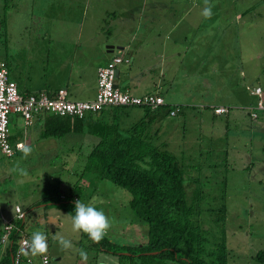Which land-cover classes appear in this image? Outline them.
Returning a JSON list of instances; mask_svg holds the SVG:
<instances>
[{
	"label": "crops",
	"instance_id": "0c3cea01",
	"mask_svg": "<svg viewBox=\"0 0 264 264\" xmlns=\"http://www.w3.org/2000/svg\"><path fill=\"white\" fill-rule=\"evenodd\" d=\"M13 1L17 2L12 9L8 7L4 10L1 6L4 13L2 34L6 48L0 61L6 63L9 78L16 82L19 92L27 94L45 89L49 93H55L59 89H65L71 99L93 98L97 68L114 57H121L122 61L116 66L115 78V85L119 89L135 95L158 92L165 104L180 105V113L187 111L190 115L186 118L190 119L198 120L196 113H193L197 111L195 108H208L212 118L224 116L228 124L238 127L239 133H234L231 139L233 145L244 144L250 150L247 146L258 142L261 150H264V109L258 110L257 118L251 117L249 109L257 100H261L264 106V0L257 7L248 3L240 9H234V16L230 17L231 23L223 29L215 26L210 32L204 30L199 33L198 25L202 29L205 25L203 19L199 21L200 17L197 16H182L176 20L173 16H154L141 19L143 23L128 17L118 18L119 22H114L115 27L110 23V30L105 32L108 33L106 37L98 31L97 21L86 23L84 20H75L69 7L76 0ZM184 2L187 5L182 7L186 15L190 14L189 9L192 7H205L204 1L199 6L191 4L192 1L188 6L189 0ZM168 8L172 9V4ZM154 24L159 27L150 36L136 33L137 28L140 30L142 26L149 27V32L153 31ZM194 26L197 28L196 34L188 33V28L193 29ZM11 32L13 34L10 37ZM117 49L120 52H116ZM145 52L151 56L149 63L140 59ZM257 87L261 90L260 96L253 93ZM216 107H225L228 113L216 114L213 110ZM131 108L134 107L117 110L108 107L101 113L88 114L83 132L72 131L61 137L43 136L47 116L37 117L27 125L24 123L23 129V122L12 113L9 119L11 123L14 122L17 132L11 134V140L22 139L24 147L33 145L42 152L55 153L59 148L68 150L73 145L76 146L81 139L89 143V152L98 141L97 132L106 126L105 122H116L119 129H123L133 124L131 119L142 115ZM197 112L200 121L207 117L205 112ZM152 113L148 127L150 138L165 149L168 145L173 147V143L179 140L172 138L173 134H168L171 132L165 130L166 118L171 116L161 109ZM221 122L223 121L216 119L215 123L220 125ZM48 138L51 143L46 145L45 140ZM46 147L50 150H46ZM82 160L85 161V158ZM252 165L248 162L244 166ZM61 197L65 198L64 195ZM52 201L33 202L30 207L34 212L33 218L29 219L27 225L22 219L24 225L34 228L49 224L60 230L64 223L61 220L64 211L51 204ZM17 205L19 204L15 208ZM15 208L13 216L7 218L14 219ZM4 211L0 208V217ZM3 225L0 227V237ZM51 232L53 238L55 231ZM135 235H138V231ZM48 241L46 255L51 256L55 264H66L63 259L66 250L52 241L56 245L54 247L49 239ZM129 243L140 245L137 241ZM97 248L99 254L105 253ZM5 250L6 245L0 242V257ZM28 256L32 261H37L40 255ZM111 257L114 260L112 264H119L116 255ZM103 261L104 264H110ZM70 262L85 264L77 256ZM27 263L32 264H25Z\"/></svg>",
	"mask_w": 264,
	"mask_h": 264
},
{
	"label": "rangeland",
	"instance_id": "374dc122",
	"mask_svg": "<svg viewBox=\"0 0 264 264\" xmlns=\"http://www.w3.org/2000/svg\"><path fill=\"white\" fill-rule=\"evenodd\" d=\"M202 1L204 0H189L188 6L192 3H195V6L202 5ZM233 1L209 0V6L213 11L210 19L201 15L203 8L192 7L189 9L190 14L186 15L182 7L187 5L184 0H76L75 3L70 4L69 8L77 21L84 20L86 23L97 21L98 31L104 37L108 35L105 32L110 30V23L115 27L114 22H119L118 18L128 17L143 23L144 19L154 16H173L175 20L182 16L187 18L197 16L200 17L199 21L203 19L205 25L203 29L198 25V32L201 33L204 30L210 32L215 26L223 29L231 23L230 17L234 16L232 13L234 9H240L248 3H253L257 7L263 0ZM15 2L17 1L0 0V57L5 53L6 48L2 34L4 26V21L2 25L4 19L2 7L4 10L8 7L12 9ZM170 4L172 9L168 8ZM157 27L159 25L154 24L153 31L150 30V32L149 27L142 26L140 30L138 27L136 33L145 37L147 34L150 36ZM187 31L194 35L197 28L194 26ZM12 34L13 32L10 33V37ZM116 52L120 50L117 49ZM140 59L149 63L151 56L145 52ZM131 109L142 113L139 117L131 119L132 124L140 117L142 118L144 113L140 107ZM195 110L205 112L207 117L200 121L199 113L195 111L193 113H196L198 120L186 118L190 115L186 111L175 117L166 118L165 123V130L171 132L168 134H173L172 138L180 141V143L174 142L173 147L168 145L166 149L175 155L185 172L184 184L187 198L189 201L194 199L193 220L205 231L207 247H212L221 239L225 242L228 264H260L254 255L256 251L264 249V150H261L258 142L248 145L247 148L250 150H247L244 144L233 145L232 136L234 133H239L235 124H228L224 116L212 118L208 108L197 107ZM15 116L21 123L23 122L24 129V120L17 114ZM216 119L223 122L216 125ZM9 130L12 135L17 132L14 122L10 121ZM45 141L46 145L51 143L50 138ZM78 141L76 146L73 145L74 149L59 148L55 153L42 152L33 145L27 146L31 152L26 157L23 150L12 157H6L0 152V208L5 210L1 212V215L6 218L12 217L15 205L18 203L26 212L23 220L27 225L34 215L30 209L33 202L45 203L47 200H54L51 204L64 211L61 219L64 223L60 230H56L49 224H46V227L27 228L23 223L21 231L30 238L34 230H40L45 233L50 243L53 241L58 244L52 238L51 231L59 232L69 239L73 248L66 250V256L63 258L66 264H70V260H74L75 256L81 259L79 255L81 249L88 254V264H104L103 260L112 264L114 262L111 259V256H114L112 253L99 254L92 240L85 237L83 233L82 235L72 231L69 209L59 202V199L64 200L61 196L64 195L66 199L71 200L76 193L77 200L86 204L93 202L95 197L94 206L102 210L110 220V228L105 237L118 244L136 241L140 244L144 243L147 225L139 222L135 216L129 203L132 195L127 189L113 184L109 179L89 178L91 172L82 169L85 166L82 158L86 157L90 145L85 140ZM151 142L156 145L153 139ZM46 150L50 148L46 147ZM248 162L253 165L244 166ZM14 169L17 170L14 171ZM18 169L26 170L27 175L22 176ZM196 189L198 193H194ZM222 204L225 205L223 217L220 221H216L215 214L212 213ZM1 217L0 227L3 225ZM55 243H52L54 247ZM49 258L51 263L55 264L52 257L49 256ZM25 263L23 259L19 262V264Z\"/></svg>",
	"mask_w": 264,
	"mask_h": 264
},
{
	"label": "trees",
	"instance_id": "16d2710c",
	"mask_svg": "<svg viewBox=\"0 0 264 264\" xmlns=\"http://www.w3.org/2000/svg\"><path fill=\"white\" fill-rule=\"evenodd\" d=\"M168 108L166 104L157 110L168 114ZM142 109L145 115L129 127L119 129L116 122H107L97 132L98 141L87 153L83 170L91 172L89 178L109 179L131 193L130 207L138 221L147 225L146 240L141 246L121 245L105 236L99 243L92 242L116 255L119 264H228L227 248L222 239L212 247L206 246V233L193 220L194 199L187 198L185 172L173 153L152 144L148 127L149 117L155 111ZM87 115L82 119L47 115L42 134L61 137L72 131L83 132ZM77 197L78 194L71 200L59 199L71 215H74ZM224 211V204L216 208L212 213L214 219L220 221ZM14 225L16 229L9 237L10 243L6 245L0 264H13L10 256L17 246L23 220L18 219ZM254 257L264 264V249L256 251Z\"/></svg>",
	"mask_w": 264,
	"mask_h": 264
},
{
	"label": "built area",
	"instance_id": "2783aa9c",
	"mask_svg": "<svg viewBox=\"0 0 264 264\" xmlns=\"http://www.w3.org/2000/svg\"><path fill=\"white\" fill-rule=\"evenodd\" d=\"M122 61L121 57H114L108 63L101 65L96 71V91L93 98L90 99H71L68 97L65 89H59L55 93H49L45 89L23 94L19 92L17 84L9 78V71L6 63L0 61V152L6 157H12L18 151L24 148L25 143L22 139L11 140L9 130V116L17 114L24 120L25 125L30 124L35 118L43 114L56 115L61 117H70L72 119H82L90 113L108 107H144L151 111H157L158 108L166 105L162 95L157 93H147L135 95L126 90H121L115 85L116 66ZM259 87L253 90V93L261 95ZM181 106L177 104L169 105L168 115L175 116L181 111ZM251 117H258V110L264 109L261 100H257L253 106H249ZM216 114L228 113L225 107H216L213 109ZM25 212L19 205L15 208L14 219L3 220V233L0 242L4 245L10 243V235L16 229L14 223L18 219H24ZM30 238L20 231V237L17 246L12 254L13 264H19L21 259L32 264H52L48 255H40L37 261H32L20 252L23 242Z\"/></svg>",
	"mask_w": 264,
	"mask_h": 264
},
{
	"label": "clouds",
	"instance_id": "9594fccd",
	"mask_svg": "<svg viewBox=\"0 0 264 264\" xmlns=\"http://www.w3.org/2000/svg\"><path fill=\"white\" fill-rule=\"evenodd\" d=\"M205 7L203 8L201 15L210 19L213 15L212 7L209 6V0H204ZM25 157L30 154L31 149L28 147L23 148ZM17 169H14V171ZM22 176H26L27 172L24 169H18ZM96 198L93 197V202L84 203L81 200L74 202L75 211L74 215H71V227L72 231L79 233L82 232L86 234L93 242L99 243L106 235L108 229L110 228V220L105 215L102 210H98L94 206ZM59 244L62 250H70L73 248V244L69 239H66L59 232L55 233L53 237ZM48 251V237L44 232L40 230H34L31 234L30 240L23 242V246L20 252L23 255H44ZM81 260L85 262L88 259V254L86 251L81 249L79 251Z\"/></svg>",
	"mask_w": 264,
	"mask_h": 264
},
{
	"label": "water",
	"instance_id": "95a60500",
	"mask_svg": "<svg viewBox=\"0 0 264 264\" xmlns=\"http://www.w3.org/2000/svg\"><path fill=\"white\" fill-rule=\"evenodd\" d=\"M112 48H113V46H111ZM140 246H141V244H140ZM10 258H11V260H12V256H10Z\"/></svg>",
	"mask_w": 264,
	"mask_h": 264
}]
</instances>
